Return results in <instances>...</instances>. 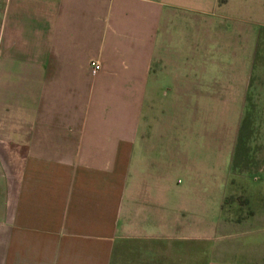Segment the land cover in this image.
I'll return each mask as SVG.
<instances>
[{
  "label": "crops",
  "instance_id": "obj_1",
  "mask_svg": "<svg viewBox=\"0 0 264 264\" xmlns=\"http://www.w3.org/2000/svg\"><path fill=\"white\" fill-rule=\"evenodd\" d=\"M187 1L195 24L219 6L0 0V264H264V164L219 138L218 74L175 24ZM241 5L264 30V0ZM237 167L249 236L216 259Z\"/></svg>",
  "mask_w": 264,
  "mask_h": 264
},
{
  "label": "rangeland",
  "instance_id": "obj_2",
  "mask_svg": "<svg viewBox=\"0 0 264 264\" xmlns=\"http://www.w3.org/2000/svg\"><path fill=\"white\" fill-rule=\"evenodd\" d=\"M188 4L187 1L180 12V9H175V17L181 18L180 21L176 20L175 24L180 30L182 28V44L186 46L187 54L191 44L198 46L196 54H203L209 60L210 68L218 74L219 138H224L225 148L232 143L233 138H238L240 147L237 146V151L250 152V161H260L262 166L264 30L248 23L247 17L242 13L241 0H218V9L213 13L197 15L199 19H204V23L200 20L198 24L194 22V10L187 9ZM205 28L209 30L208 33L204 31ZM204 45H212L213 49L204 52L200 49ZM238 167L229 170V189L221 206L222 214L236 221L232 223L233 229L228 228L225 223H220L219 232L224 236L213 242L215 250L219 251L216 259L228 260L229 254L230 259L234 257L241 261L243 243H246L249 236V233L245 232L248 229L245 225L251 222L248 220L244 223L243 220V216L248 214L244 197L249 193V182L241 179ZM250 185V191L253 192L254 184ZM209 244L211 243L204 241L203 247L208 248ZM209 259L210 256L204 255L203 264Z\"/></svg>",
  "mask_w": 264,
  "mask_h": 264
},
{
  "label": "built area",
  "instance_id": "obj_3",
  "mask_svg": "<svg viewBox=\"0 0 264 264\" xmlns=\"http://www.w3.org/2000/svg\"><path fill=\"white\" fill-rule=\"evenodd\" d=\"M89 67H90V73L91 74H95L96 72H98L100 70V64L97 61H90L89 63Z\"/></svg>",
  "mask_w": 264,
  "mask_h": 264
}]
</instances>
